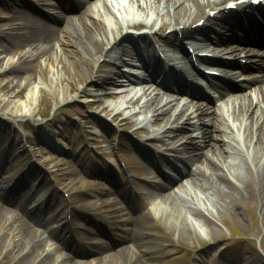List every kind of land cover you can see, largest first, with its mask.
Masks as SVG:
<instances>
[{"label": "bare ground", "instance_id": "1", "mask_svg": "<svg viewBox=\"0 0 264 264\" xmlns=\"http://www.w3.org/2000/svg\"><path fill=\"white\" fill-rule=\"evenodd\" d=\"M132 1L137 6V10L131 8L132 6H125L122 0H101L100 7L103 9L99 7L97 10L92 7L95 4L94 0L69 1L67 12L77 11L74 14V20L73 17H68L74 23V28L78 33L79 38L77 40L71 38L69 32L63 29V25L60 26L66 20L64 16L62 19L56 20L57 24L54 28L48 26L47 11L49 12L52 3H54L52 0H37L38 5H30L28 9L21 8L23 6L22 0L11 1V4L4 7V10H9L8 16L4 20L8 26L0 30V52L5 51L9 45L23 46L26 51L16 63L10 62L3 71L0 69V92L10 91L7 99L6 97L0 98V112L1 115H8L14 120V122L10 121V123L0 120V122L4 123L0 124V186L6 187L12 182L13 169L10 163L21 164L28 162L30 159L27 153L20 156L16 154L25 145L21 142L22 136L18 140L12 139L9 144L4 142L6 136L5 126L15 128L17 126L16 123H20L25 118L28 120L27 125H32L29 119L36 113H42L40 105L37 109L31 108L33 98L30 92L36 89L42 94L43 87L34 84L31 80L33 71L30 74L27 73L29 68L38 66L40 81L41 79L42 81L44 80L50 87V93L54 98L56 97V103L58 102V96L62 101H68V104L72 101L75 105L81 102L80 100L83 99L81 96H90V98L86 99L84 106H80V109L84 110L81 113L85 117L89 115L86 113L85 107L102 105L101 100L95 97L98 93L92 92L89 86L103 85L101 92L105 96L126 97L128 102H139L145 96L147 101L144 109L147 112L152 111L154 113L153 119L156 123L166 124L163 128L156 130L155 135L151 139L161 144H166L177 142L184 137L188 138L180 146H175L174 149L181 152L180 157L185 164L186 173L192 172L194 175V178L192 177L189 181L199 189L201 193L200 199L204 203H209L212 209H215L218 208V203L227 197L234 196L245 199L250 196L255 199L264 226V71L253 77L252 84H249L248 88L241 86L239 83L230 84L218 80L219 78L217 77L210 78L208 82L210 86L227 89V92H233V87L238 85L241 88V92L238 93L241 94L239 99L225 98V95L220 93L219 98L221 101L209 106H204L198 99L186 102L181 106L176 104L179 99L175 97L169 98L165 92L153 94L156 88L151 85L154 83L145 81L146 79H154L161 85L167 84L165 80L158 79L153 72H148L146 75L138 77L116 69L119 66L118 62L123 59H121V54L127 51L125 50L127 41L138 38L146 44L155 37L158 31L168 26L173 29L168 33L169 36H166L163 40H169L175 33L190 37H196L197 33H203L206 39H210L208 34L210 25H208V22L212 20L213 14L211 10H217L213 16L214 19L223 18L226 22L231 21V23L240 24L241 27H244L245 25L242 22L244 14L240 10L248 6L246 3L248 0L244 2L235 0L239 2L238 8L231 9L228 6L231 0ZM39 4L44 7L42 9L41 7L39 8ZM123 5L124 7H122ZM118 11H120V14H118ZM19 14H21L20 20L17 18ZM204 16L207 19L203 26L192 27V22L196 17ZM254 16L252 13L247 14L248 19ZM250 26L257 27V24L252 23ZM142 28H145L146 32L144 31L136 37L131 35L135 29ZM225 40L224 38H217L216 41L218 43H216L219 45L217 48L209 45L211 40L203 41V45L196 43V41L192 42L196 43L197 48H204L209 51H217L220 48L221 51H230L234 54L255 52L256 48L253 46H239L225 42ZM111 50L116 51L113 69L109 77L104 79L101 74L105 59L102 60V57ZM169 56L175 60L186 75L190 78H198L191 71L190 64L185 59H182L183 56L176 55L172 57L173 55L171 54ZM96 59H99L100 62L94 68ZM144 62L147 63L145 60ZM0 64L1 66L3 65L1 58ZM243 68L253 69L252 66L248 65H243ZM255 68L264 69V59ZM219 70L222 72H234L228 68V65L219 67ZM168 72H170V76L174 77L172 70ZM73 78L75 79L74 82ZM63 83L73 85L71 90L77 91L76 94L67 96L63 89L60 90ZM79 84L82 85L80 86ZM136 86L140 90L139 96H136L138 92ZM25 88H29L30 92L25 94ZM181 90L182 88H178V91ZM253 92L256 94V99L253 98ZM23 94H25L24 101L16 99V96H22ZM11 96L14 97L10 98ZM227 104L231 105V109L228 111L225 109ZM123 105V102L120 101L116 111L113 112L111 110L112 112L109 111V114L114 115L119 125L121 123L132 124L136 120L124 115V111L121 109ZM59 108L55 109L54 115ZM107 108L108 105L102 106L104 110H107ZM72 109L76 110L75 107H72ZM147 118L145 117V119ZM169 123L172 126L168 125ZM47 124L54 125L51 122ZM186 127H194L198 130L196 137H191V135L181 132ZM56 129L57 127L54 130L57 131ZM66 129H68L67 124L62 126V130ZM140 129L145 128L141 127ZM46 131L47 129L43 123L36 124L35 138L38 142L46 145L45 148L38 149L40 150L38 158L42 160L43 164L52 163V166L55 167L59 165L61 158L76 159L73 153L69 154L63 150L57 140L49 138V132L43 137V133ZM97 134V140L100 142L104 138L109 141L114 139L110 135L104 136L101 127L98 129ZM23 139L24 137L22 141ZM27 141H29L28 138L25 142ZM30 141H34L33 136H31ZM138 142L131 141L130 145L122 142V146L128 149L139 145L141 146V151L148 157L159 155V150L147 149L144 147L143 142ZM35 149L33 148V151ZM3 150H8V153H10L6 156L7 160L4 164L2 155L5 156V154H3ZM126 153L124 157L128 158ZM80 163L83 164L85 161H80ZM32 164V162L29 164L26 173H34L37 170L35 169L37 166ZM139 164L142 165L145 175L149 178V173L151 174L153 170L142 163ZM190 164L198 165L192 168L191 171L189 169ZM110 169L108 168V172L101 171L97 167L92 169L95 174L102 176L106 180L96 182V188L92 190L94 192L99 190L110 195L98 199L90 207H82L81 212L92 216L94 220L102 223L100 228L102 227V231H106L108 234L116 232L125 226V235L120 236L119 241L129 240V246L125 244L110 250V247L115 242L105 243L97 240L95 232H93L91 235L83 237H77L73 234L70 237L65 235L58 236L56 250H48L47 239L43 237L41 228H48L49 221L57 215L58 204L60 206L62 202L67 200L64 197H57L59 186L47 178L45 182L41 183V186L44 187H41V189L35 186L34 181L31 180L29 182L25 181L28 182L26 187H23L25 183H22L21 187L17 188V183H15V193L13 195L8 193L3 195L1 193L0 259H4L12 251H16L18 255L12 264H159L156 244L149 240L154 220L160 217L166 221H174H171L174 229L178 231L179 236L182 238L194 234V229L188 221H183L181 212L182 201L176 190L169 189L166 191L167 189L164 188L167 187L162 185H149L144 194L146 197L153 198V200L159 199L160 204H154L151 208L152 210L141 213L146 197L143 195L133 196V192L124 188L119 180L111 177ZM90 170L91 168L89 167L87 171L90 172ZM23 171H26V169ZM51 173L63 186L70 187V184L64 182V172L61 173L56 169L51 170ZM71 173L72 171H68L66 176ZM107 181L108 184L106 183ZM175 183L180 188L184 185L177 181ZM252 186L255 188L254 192L251 189ZM10 190H13V187H10ZM52 191H54L53 196H46L45 192L50 193ZM182 191L187 193L184 188H182ZM19 193L20 197L18 202L16 201L17 212V209L9 207L8 203H15V198L17 195L19 196ZM45 196L48 200L53 199L57 202L48 209V212L52 214L49 218L40 213L43 204L41 201ZM211 207L207 206V209L211 211ZM187 212L192 217L200 218L207 226L210 225L211 232L216 231L217 227L214 224H210L208 214L201 206L188 207ZM146 220L150 224L146 223ZM133 224L134 228L131 227ZM68 231L73 230L70 228ZM53 233L56 234L55 231ZM8 241L12 246L10 251H6ZM61 248H64L67 252L62 251ZM84 253L94 254L93 259L80 261L75 258V256Z\"/></svg>", "mask_w": 264, "mask_h": 264}, {"label": "rangeland", "instance_id": "2", "mask_svg": "<svg viewBox=\"0 0 264 264\" xmlns=\"http://www.w3.org/2000/svg\"><path fill=\"white\" fill-rule=\"evenodd\" d=\"M11 1L15 0H0V30L5 29L8 24L5 23V17H7L9 10H4V7L8 6V4H11ZM101 0H94V3L92 7L94 9H98L101 6L100 3ZM125 3V6H132L131 8L137 10V6L134 4L132 0H122ZM18 5V4H17ZM124 7V5L122 6ZM136 7V8H135ZM22 9L24 7H21ZM101 8V7H100ZM119 8V6H117ZM103 9V8H101ZM118 10V9H116ZM77 11L71 12L69 15V18L73 17L74 20V14ZM118 14H120V11H118ZM71 15V16H70ZM18 20L21 19V14L17 16ZM68 17H66L63 24H60V26L63 25V29L67 30L69 34L71 35V38L74 40H77L78 33L76 32L74 28V23L70 21ZM110 18V17H109ZM69 19V20H68ZM201 19L200 17H196V19L192 22L193 25L197 23ZM159 22V20H158ZM192 25V26H193ZM50 28H54L53 25L49 26ZM172 30L171 26H168L156 33V36H160L162 34L169 33ZM138 33L146 31L145 28L142 29H135ZM134 32V31H133ZM132 32V33H133ZM26 48L20 45H9L8 48L5 51L0 52V58L3 61V65L0 64V69L2 71L4 70L5 66L8 63H16L24 54H25ZM130 52V53H129ZM115 51L111 50L106 56H103V58H108L114 56ZM131 55V60L135 61V56L133 57V54L130 51H127ZM125 53V55L127 54ZM99 59L95 60L94 62V68H96L99 65ZM110 67L106 68V70L101 74L104 79H106L108 73H109ZM122 69V68H121ZM33 71V76L31 77V80L34 82V84L40 85L43 87V93L40 94V92L36 89L34 91L30 92L29 88H25L24 93H31V96L33 98V104L31 108H38L39 105L41 106L42 113H36L31 117L29 120H31L32 125H27L28 120L25 118L20 123L17 121V126L15 128H12L10 126H5L6 130V136L4 138V142H7L6 144H9L12 139L18 140L21 136V142L22 144H25L24 147L19 149L16 154L17 156H20L22 154L28 155L30 158L28 162L18 164L16 162L10 163L13 169L12 172V182L8 184L6 187L0 186V195L1 193L3 195H6L8 193L9 195H13L15 192V183L17 188H20L22 183L25 181H34V185L38 186L40 189L41 183L45 182V180L50 179L52 182L57 183L59 186L58 195L57 197H64L67 201L62 202L59 206H57V215H55L50 221L48 228L43 230V237L47 239V249L51 251L56 250V245L58 243L57 237H55L57 234L62 233V235L67 234V231L72 227L77 232V237H83L86 235H91L92 232H96L95 237L97 240L104 241L105 243H109L108 241L110 238L106 237V235H103V233L98 232V227H96L94 224L99 225L96 221H94L90 216L82 214L81 209L82 207H90L95 203L98 199L106 197V193H102V191L97 190L94 192L92 189L96 188L97 183L96 182H102L104 181L103 178L95 174L94 171H87L85 168L88 166V163H80V161L84 160V156L86 153H89V148L85 147V142H81L80 138L87 135L90 137V139H96L98 134L97 131L101 127L103 129L104 136H113L114 139H111L110 141L107 138H104L101 143L102 146L100 147L99 152L108 153V155L114 153L117 158L119 156L122 158L121 162L117 161L114 157H111L110 159L115 163V165L119 168L118 176L122 180L123 183L126 178H129V180L132 182V185L137 189V193H140L141 196H145L144 191L148 189L147 183L148 181L157 178L153 172L151 174L149 173L150 177L148 178L147 175H145L142 165L139 163L144 164L145 166L149 167L150 169L155 170L153 167V164L151 163L152 160L155 159L150 156L149 157L144 154L141 151V148L139 145L131 148H125L122 146V142H126L127 144H131V141H134L135 143L138 142V140H145L147 141V145L150 148L153 149H159L162 151V160L171 159L173 161H177L175 158H177L181 152L180 151H173L171 148L175 146H180L183 142H185L188 138L184 137L181 138L177 142H170L166 144H161L158 141H154L151 139L155 135V131L158 129L163 128L166 126L164 123H156L154 121V113L152 111L147 112L146 109H144V106L146 104L147 98L143 96L139 102H126V105L121 108L124 111V115L128 118H134L136 121L132 124H125L121 123L118 124V121L115 120L114 115L109 114L110 112H115L116 108L120 105V98L121 97H114L111 95H104L101 90L103 89V85L99 86H89L90 90L92 92H97L98 95L95 96L97 99L101 100L102 105H95L91 107H85L86 113H88L87 117L83 116L81 112H84L83 109H80V106H84L86 103V99L90 98V96L83 95L81 96V99L79 103L70 102L68 104V101H62L60 97L58 96V102L56 103V97L54 98L52 94L50 93V87L46 84V82L42 79L40 81V72L38 66H34L31 69L29 68L27 70V73L30 74ZM95 74V73H94ZM93 74V75H94ZM96 75V74H95ZM73 82L75 79H72ZM39 81V82H38ZM80 86L82 84H79ZM73 88V85L63 83L62 87H60V90L63 89V91L66 93L67 96L75 95L77 91L71 90ZM164 89L158 88L156 89L154 93L163 91ZM10 91H2L0 92V98L6 97V99L9 97L8 93ZM165 92V91H164ZM215 93V92H213ZM25 94L22 96H16V99L20 101H24ZM152 94V95H153ZM168 94V93H167ZM140 95L139 93L137 94ZM136 95V96H137ZM169 95V94H168ZM218 95V94H215ZM151 96V95H150ZM176 96V93L174 94ZM256 94L253 92V98H255ZM14 96H11L10 98H13ZM238 99V95L234 96ZM238 97V98H237ZM217 98V96H216ZM135 99V98H134ZM189 98H182L180 101L183 103L188 102ZM216 100V99H214ZM3 103V102H2ZM74 103V104H73ZM178 104V103H176ZM108 105L107 110L102 109V106ZM60 107L54 115V111L56 108ZM72 107H75L76 110H73ZM114 109V110H113ZM225 109L228 111L231 109V105L227 104ZM112 110V111H111ZM110 111V112H109ZM145 117H148L145 119ZM0 120L2 122L10 123L14 122V120L8 116V115H1L0 112ZM53 121V122H52ZM0 122V124H4ZM48 122L53 123L54 125L47 124ZM37 123H43L44 127L47 129L45 133H43V137L46 136V133L49 132V138H52L54 140H57L58 142L62 140L63 146H65V149L63 150L70 151L69 149H72L74 144L78 143V150H80L79 154L83 155L80 157H77V160L75 162H72L69 157L61 158L59 161V165L52 166V163L49 164H43L42 160L38 158L39 155V148H45L46 145L42 142H38L35 138V126ZM234 123V121H233ZM67 124L68 129L62 130V126ZM168 125L172 126L171 123ZM103 126V127H102ZM55 127H57V131H55ZM141 127H144L145 129H140ZM169 127V126H168ZM183 133L191 135V137H196V134L198 130H196L194 127H186L182 129ZM182 134V133H180ZM91 135H93L91 137ZM31 136H33L34 141H30ZM24 137L23 141L22 138ZM27 142H25L26 140ZM121 142V144L119 143ZM139 143V142H138ZM33 148H36L35 151H33ZM92 151V150H90ZM127 151V153H126ZM64 152V151H63ZM128 154V158L124 157V154ZM3 164L7 160L6 156L10 153H8V150H3ZM90 154V153H89ZM91 154H94V156L99 158L100 153H96L94 150L91 152ZM166 155V156H164ZM148 157V158H147ZM125 158V159H124ZM120 160V158H119ZM143 160V161H142ZM33 163L32 165L37 166V169L34 173H26L28 171V167L30 163ZM100 164L96 162H92L89 160V163L95 164L97 167L102 166H108V163L103 161V159H100ZM179 162V161H177ZM8 164V163H7ZM125 165V167H124ZM180 166L181 163L179 164ZM198 164H190L193 168ZM191 167V168H192ZM34 168V167H33ZM125 168V169H124ZM26 171H23L25 170ZM58 169L59 172L65 174V181L67 184H70V187H65L63 184L59 183V180L54 178V175L51 173V170ZM123 170L124 173H123ZM68 171H72V173L67 177L66 174ZM192 171V169H191ZM126 172V173H125ZM155 172V171H154ZM26 176H23L25 175ZM117 172L114 173L113 176H115ZM40 175V176H39ZM71 176V177H70ZM42 177V178H41ZM194 178V175L192 172H188L185 174L184 179L180 182L184 185L182 188L186 190L187 193L182 191V188H180L178 185H175L173 188H170L171 190L174 189L179 194L180 199L182 201L181 205V212L183 215V221H188V223L191 225V227L194 229V234L191 236H188L186 238H182L179 236L178 231L174 229L173 223L174 221H166L164 218H157L154 220L152 224V228L150 230L151 235L149 236V240H151L152 243H155L156 245V254L159 255V264H264V226L262 224L261 215L259 213V209L256 206V202L254 198H251L250 196H247L245 199L237 198L234 196H230L222 200L218 206V208L212 209L211 205L207 202H203L201 198V193L197 187L193 186L190 183V179ZM32 178V179H31ZM151 178V179H150ZM72 180V182H70ZM154 181V180H153ZM156 181V180H155ZM152 182V181H151ZM107 183V182H106ZM155 183V182H153ZM108 184V183H107ZM239 184V182H238ZM100 185V184H99ZM109 186V185H108ZM10 187H13V190H10ZM112 188V187H111ZM134 189V188H133ZM251 189L254 192V186L251 187ZM44 190V189H43ZM169 189H167L168 191ZM54 191L48 193L45 192L46 195L53 196ZM113 195V194H111ZM20 197L17 195L15 198V203L10 202L8 203V206L11 208L17 209L18 208L16 201L18 202V199ZM59 200V198H58ZM56 202V200H46L43 201V209L40 211V213L49 218L52 216L48 212V209L52 207ZM160 204L159 199H154L146 197L145 203L142 205L143 209L141 213H146L147 211L152 210L151 208L153 205ZM201 206L205 209L206 214H208L209 222L210 224H214L217 229L216 231H210V225L207 226V224L202 221L200 218L192 217L188 214L187 208L191 206ZM207 206L211 207V211L207 209ZM59 212V214H58ZM152 212V211H151ZM154 212V209H153ZM68 220H71L70 222ZM69 222V224H68ZM51 223V224H50ZM68 225H67V224ZM146 223L148 221L146 220ZM146 223H144L146 225ZM150 224V223H148ZM209 224V223H208ZM72 225V226H71ZM123 226L121 230H117L116 234L113 235L115 237V244L110 247V250H114L121 245L127 244V246L130 245L129 240L119 241L120 236L125 235ZM132 228H134V224L131 225ZM51 230V231H50ZM55 231L57 234L55 235L53 233ZM104 232V231H103ZM71 235V234H70ZM112 235V234H111ZM108 236V235H107ZM95 238V239H96ZM230 245V246H229ZM11 243L7 242V249L6 251H10ZM205 249L203 252H200L201 250ZM62 251H65L64 248H61ZM217 251V252H216ZM221 251V252H220ZM234 251V252H233ZM219 257H217V255ZM18 255V252L12 251L9 256L4 257V259H0V264H12L13 261L16 260V256ZM94 254L90 253H84L78 256H75L76 259L80 261H88L93 259ZM19 257V256H18Z\"/></svg>", "mask_w": 264, "mask_h": 264}]
</instances>
